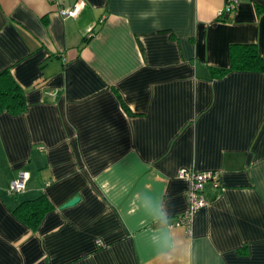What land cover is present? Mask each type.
Here are the masks:
<instances>
[{"label":"crops","instance_id":"crops-1","mask_svg":"<svg viewBox=\"0 0 264 264\" xmlns=\"http://www.w3.org/2000/svg\"><path fill=\"white\" fill-rule=\"evenodd\" d=\"M223 4L0 0V72L26 101L0 111V264H264V71L212 73L234 44L264 57V0ZM182 168L219 174L190 233ZM39 194L31 228L14 210Z\"/></svg>","mask_w":264,"mask_h":264},{"label":"trees","instance_id":"trees-1","mask_svg":"<svg viewBox=\"0 0 264 264\" xmlns=\"http://www.w3.org/2000/svg\"><path fill=\"white\" fill-rule=\"evenodd\" d=\"M232 70L264 71V57L252 43L234 44L230 51V65L227 68L212 69L214 75H223ZM26 109L23 90L15 83L8 70L0 72V111L21 114ZM52 208L44 194L22 200L15 213L31 228H36L45 214Z\"/></svg>","mask_w":264,"mask_h":264},{"label":"built area","instance_id":"built-area-1","mask_svg":"<svg viewBox=\"0 0 264 264\" xmlns=\"http://www.w3.org/2000/svg\"><path fill=\"white\" fill-rule=\"evenodd\" d=\"M240 0H224L223 6L217 11V17L222 18L230 13L237 6ZM80 4L76 3L70 8L59 9V14L62 16H75L78 14ZM178 177L187 181L186 199L187 208L178 217L176 224L183 225L188 233L191 232L194 215L196 211L206 205V200L203 196V188L206 182L212 181L218 184L219 174L216 171H196L193 169H179ZM28 178L27 171H20L18 176L11 181L9 191L11 194L23 192ZM98 243L99 240H97Z\"/></svg>","mask_w":264,"mask_h":264},{"label":"water","instance_id":"water-1","mask_svg":"<svg viewBox=\"0 0 264 264\" xmlns=\"http://www.w3.org/2000/svg\"><path fill=\"white\" fill-rule=\"evenodd\" d=\"M79 198L78 197H73L72 199H70L68 202H66L64 204V206H69V205H72L74 204Z\"/></svg>","mask_w":264,"mask_h":264}]
</instances>
